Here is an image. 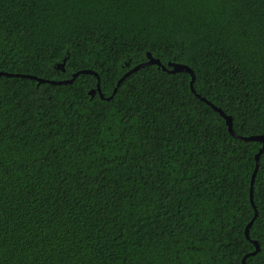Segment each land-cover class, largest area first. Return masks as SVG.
<instances>
[{"label": "trees", "instance_id": "trees-1", "mask_svg": "<svg viewBox=\"0 0 264 264\" xmlns=\"http://www.w3.org/2000/svg\"><path fill=\"white\" fill-rule=\"evenodd\" d=\"M147 53L264 136V0H0V72L108 97ZM190 80L0 76V264H264L261 143Z\"/></svg>", "mask_w": 264, "mask_h": 264}, {"label": "water", "instance_id": "water-1", "mask_svg": "<svg viewBox=\"0 0 264 264\" xmlns=\"http://www.w3.org/2000/svg\"><path fill=\"white\" fill-rule=\"evenodd\" d=\"M146 58L147 60L143 63H140L138 65H135L134 67H132L131 69H129L126 73H124L122 75V77L117 81L115 88L112 91V94L108 97H104L101 89H100V84H99V76L96 72L91 71V70H79L77 72H75L72 77L70 79H66V80H60V81H54V80H45L42 78H38L36 76H32V75H24V74H11V73H6V72H0V76H6V77H20V78H26V79H31L36 81L38 84L41 83H46V84H50V85H67V84H71L79 75L82 74H89V75H93L94 77H96V87L94 89H91L89 91V95L90 98H93L96 94L99 96L100 99L102 100H110L113 95L115 94L117 88L119 87V85L123 82V80L125 78H127L130 74L134 73L135 71L139 70L140 68L146 67V66H150V65H156L158 68H160L162 71L166 72V73H170V74H174V73H187L190 75L191 80H190V89L191 91L195 94L194 88H193V82L195 79V75L193 73V71H191L187 66L182 65V64H178V63H167L166 66H164L159 59L157 58H153L151 56L150 53L146 54ZM65 61L66 59H63L61 63H58L56 65V69L59 71H64V65H65ZM197 96V98H199L201 101L205 102L207 105H209L210 107H212L213 110H215L216 112L219 113V115L225 120V124L227 126V129L229 131V133L231 134L232 137L244 141V142H258L261 143V148L258 151V153L255 155V167L250 179V191H249V198H250V203L251 205H253V199H252V178L253 176L256 175V166H257V157L260 158L261 154L264 151V136L262 135H254V136H247V137H243V136H238L235 134V132L232 129V119L230 116H227L223 111H221V109L215 107L214 105H212L211 103H209L207 100H205L204 98L200 97L199 95L195 94ZM256 217V211L254 214L253 219H251L249 221V223L247 224V226L245 227L244 233H245V237L247 239H249V229L254 221ZM254 246H255V251L247 254L243 257L242 259V264H246L245 259L247 256L249 255H254L255 253L258 252L259 247L256 241H251Z\"/></svg>", "mask_w": 264, "mask_h": 264}, {"label": "snow or ice", "instance_id": "snow-or-ice-1", "mask_svg": "<svg viewBox=\"0 0 264 264\" xmlns=\"http://www.w3.org/2000/svg\"><path fill=\"white\" fill-rule=\"evenodd\" d=\"M259 158L257 157V166H256V171H259ZM252 181H253V184H252V191H253V193H255L256 192V184H255V176H253V178H252Z\"/></svg>", "mask_w": 264, "mask_h": 264}]
</instances>
